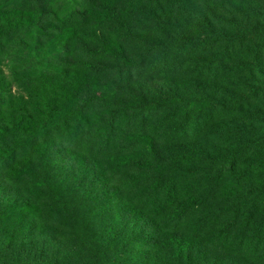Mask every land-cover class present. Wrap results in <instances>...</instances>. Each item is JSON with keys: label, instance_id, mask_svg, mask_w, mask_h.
Here are the masks:
<instances>
[{"label": "rangeland", "instance_id": "rangeland-1", "mask_svg": "<svg viewBox=\"0 0 264 264\" xmlns=\"http://www.w3.org/2000/svg\"><path fill=\"white\" fill-rule=\"evenodd\" d=\"M59 2L63 0L49 5ZM86 22L85 41L92 39V93L144 103L175 96L185 100L182 106L193 103L186 119L190 139L183 146L209 156L210 176H222L218 193L226 210L207 215L204 238L226 235L236 219L233 235L244 243L212 248L204 255L195 250L190 263L177 261L171 237L183 238L186 252L199 219L190 218L178 233L173 224L159 232L147 214H134L121 200L113 205L107 187L93 201L94 186H83L90 196L81 197L79 191L72 201L79 214H56L75 189L76 173L83 172L85 183L90 180L92 161L86 159L82 169L83 158L72 161L78 158L75 149L62 152L54 145L48 148L52 178L45 179L46 169L29 158L27 137L18 133L19 123L24 124L20 118L30 115H12L20 103L12 79L19 60L7 50L0 65V89L5 90L0 95V128L4 145L13 152L9 168L0 161V264H264V31L258 34L252 28L264 27V0H95ZM182 35L199 44L181 43ZM105 48L111 55L104 54ZM71 51L74 60L85 53L80 44ZM50 70L47 79H74L77 73L54 66ZM53 88L43 90L51 94ZM194 125L199 128L196 136ZM245 143L254 146L240 153ZM237 155L233 164L227 161ZM101 167L107 169V163ZM183 171L194 169L187 165ZM251 200L258 212L244 218ZM260 232L256 254L251 242ZM146 241L156 242L155 247Z\"/></svg>", "mask_w": 264, "mask_h": 264}, {"label": "trees", "instance_id": "trees-1", "mask_svg": "<svg viewBox=\"0 0 264 264\" xmlns=\"http://www.w3.org/2000/svg\"><path fill=\"white\" fill-rule=\"evenodd\" d=\"M50 1L11 0L0 4V65H3L1 57L7 50L12 51L16 61L19 60L12 79L20 91L17 98L20 103L13 107L17 112L12 115L24 112L30 115L28 119H24L27 116L20 118L24 124L19 123L18 133L27 137L29 158L36 159L46 169L45 179L52 178L49 167L52 152L48 148L54 149V145L62 152L75 149L78 158L74 156L72 161L83 158L82 169L86 159L92 161L90 180L85 183L83 172L76 173L75 189L60 202L63 207L59 206L56 214H79V209L72 204L79 191L81 197H88L87 188L94 186V201L107 187L106 193L113 205L121 200L122 206L131 208L134 214H147L150 224L159 232L170 229L173 224L172 230L178 233L190 218L199 219L186 252L185 240L180 236L171 237L170 244L177 261L190 263L191 253L195 250L204 255L212 248L241 247L243 239H239L238 234L233 235L236 219L229 224L231 229L225 232L226 235L212 234L204 238L208 235L203 233L207 215L225 214L226 210L218 193L222 176L220 173L217 177L210 176L209 156L186 150L183 146L190 139L186 134V119L193 103L182 106L185 100L175 96L144 103L135 97L124 100L92 93V39L86 42L88 38L83 32L95 0H63L56 7L50 6ZM252 28L258 34L264 31V27L260 29L254 25ZM179 40L183 44H199L187 35L180 36ZM78 44L85 49L84 55L76 59H81V64L71 57L73 46ZM104 54L111 55V51L105 48ZM53 66L64 71L76 69L77 73L74 79L67 75L47 79L46 73ZM46 86L54 87L57 93L53 89L51 94L44 92ZM4 92L1 88V97ZM37 95L43 96L38 100ZM193 128L192 134L196 136L199 128L196 125ZM4 142V132L0 128V161L9 168L13 150H8ZM253 146L245 143L239 152ZM133 152L136 155L131 156ZM237 158L238 155L232 156L227 161L233 164ZM101 162L107 163V169L101 167ZM187 165L194 171H183ZM53 182L57 188V182ZM255 211L258 212V205L255 207L251 200L245 205L244 213L248 215L243 217H251ZM247 223L248 219L245 225ZM260 235L261 232L251 242L256 254ZM155 243L145 242L149 248L155 247ZM262 253L264 255V249Z\"/></svg>", "mask_w": 264, "mask_h": 264}]
</instances>
